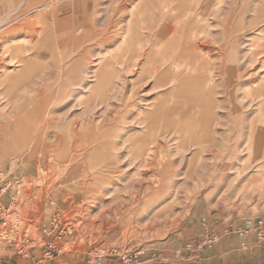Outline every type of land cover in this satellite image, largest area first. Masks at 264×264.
<instances>
[{
  "label": "rangeland",
  "instance_id": "obj_1",
  "mask_svg": "<svg viewBox=\"0 0 264 264\" xmlns=\"http://www.w3.org/2000/svg\"><path fill=\"white\" fill-rule=\"evenodd\" d=\"M2 48L0 264L48 242L59 264L159 258L205 216L264 218V0H0ZM156 192L173 201L140 215Z\"/></svg>",
  "mask_w": 264,
  "mask_h": 264
},
{
  "label": "crops",
  "instance_id": "obj_2",
  "mask_svg": "<svg viewBox=\"0 0 264 264\" xmlns=\"http://www.w3.org/2000/svg\"><path fill=\"white\" fill-rule=\"evenodd\" d=\"M246 222H228L205 216L198 221L193 234L178 239L171 248H165L159 258L152 256L131 264H264V242L256 236L241 238L237 230ZM13 261L11 264H59L44 259L43 253ZM69 260L67 263H70ZM100 264H123L104 261Z\"/></svg>",
  "mask_w": 264,
  "mask_h": 264
},
{
  "label": "bare ground",
  "instance_id": "obj_3",
  "mask_svg": "<svg viewBox=\"0 0 264 264\" xmlns=\"http://www.w3.org/2000/svg\"><path fill=\"white\" fill-rule=\"evenodd\" d=\"M163 28H166V27H163ZM166 31H168V30H166ZM171 33V32H170ZM27 34V33H26ZM29 34V33H28ZM206 40V39H205ZM33 44V43H32ZM211 44V43H210ZM4 45V44H3ZM34 45H32V47H33ZM191 49L193 48L194 50H198L199 51V54H200V52H204V50L203 49H205V48H207V58L208 57H211L212 56V54H211V52L213 51L212 50V47H210L209 46V43L208 42H203L202 41V39H201V41H194L192 44H191ZM208 48H211V49H208ZM10 49L11 50H13V52H12V59H14V58H17L19 61H21L22 60V57L20 56V52L22 51L21 50V48L20 47H17V46H12V47H10ZM214 49V48H213ZM216 49V48H215ZM1 50V49H0ZM6 51H8L7 49L5 50V49H3L2 48V50H1V55H0V66H6L5 65V63H4V61H5V59H4V54H6L5 52ZM26 51V50H25ZM214 52H215V50H214ZM213 53V52H212ZM10 54V53H9ZM210 54H211V56H210ZM205 55V56H206ZM209 55V56H208ZM203 56H204V54H203ZM10 58V57H9ZM210 59V58H209ZM107 60V59H106ZM10 62H12V61H10ZM15 62V61H14ZM99 62H100V60L96 63L97 65H99ZM102 62V61H101ZM106 64V63H105ZM172 64V63H171ZM11 65V64H10ZM190 65V64H189ZM217 65V64H216ZM9 66V65H8ZM25 66V65H24ZM100 66V65H99ZM219 66V65H218ZM104 67V66H103ZM1 68V67H0ZM23 68V67H22ZM218 68V67H217ZM3 69V68H2ZM6 69V68H5ZM9 69V68H8ZM98 69H100V68H98ZM188 69H190L191 71L193 70V71H195L194 70V68L192 67V65L191 66H188ZM102 70V69H101ZM100 70V71H101ZM155 70H156V68H155ZM163 70V69H162ZM2 71V70H1ZM14 71V70H13ZM8 72V71H7ZM157 73L159 72V70L158 71H156ZM187 72V71H186ZM2 73V72H1ZM99 70L96 72V74H94V75H96V77L95 78H97L98 79V81H100L101 79L99 78ZM195 73V72H194ZM101 74V73H100ZM4 75V74H3ZM6 78L8 79V80H10L11 82H14V80H16V78H17V76H15V75H12V76H9V75H7L6 74ZM155 78V77H154ZM97 79H95V80H97ZM186 79H190V77L189 76H187V78ZM97 82V81H96ZM97 84V83H96ZM172 84V83H171ZM211 84V83H210ZM173 85V84H172ZM175 85V84H174ZM10 86V85H9ZM174 87V86H173ZM82 91V90H81ZM195 96V95H194ZM199 96V95H198ZM201 96V95H200ZM204 96V95H203ZM191 100V99H190ZM191 103V102H190ZM6 105V104H5ZM148 106V105H147ZM150 108H151V106H149ZM150 108H149V110H150ZM182 108V107H181ZM196 108V107H195ZM181 110V109H180ZM196 110H197V108H196ZM182 111V110H181ZM198 112V111H197ZM164 113H165V111H164ZM174 113V112H173ZM181 113V112H180ZM180 113H178V114H180ZM190 113V112H189ZM74 114V113H73ZM193 114V113H192ZM197 115V114H196ZM176 116H178V115H176ZM69 117V116H68ZM164 119V118H163ZM178 119H181V118H177V120ZM176 120V121H177ZM198 124L196 125V130H197V136H198V138H199V140L198 141H205V142H210L213 138H214V136H215V129H214V127L213 126H211V124H208V120H207V116L205 115V113H203L202 111H200V113H199V117H198ZM17 123V122H16ZM219 126V125H218ZM14 128V127H13ZM36 130V129H35ZM38 130V129H37ZM25 131H27V129L25 130ZM32 134V133H31ZM32 136V135H31ZM27 137H28V135H27ZM31 138V137H30ZM76 138H78V137H76ZM216 138V137H215ZM117 140V139H116ZM121 140V139H120ZM195 144H197V143H195ZM194 144V145H195ZM122 146H124V147H126V144L124 145V144H121ZM192 146H193V144H192ZM206 146V145H205ZM118 147V146H117ZM128 147L129 146H127L126 147V150L128 149ZM207 147V146H206ZM196 148H198V146H196ZM200 148V147H199ZM196 149V151L194 152V154L195 155H199L200 153H201V149ZM203 149V148H202ZM249 150H251V149H249ZM128 151V150H127ZM139 153V152H138ZM263 154H264V151H263ZM264 157V156H263ZM262 159V158H261ZM261 159H258L259 161L261 160ZM263 160V159H262ZM260 163L262 164V162L260 161ZM145 164V163H144ZM260 164V165H261ZM141 165V164H140ZM130 166V165H129ZM140 167V166H139ZM139 167H137V168H135V172L137 171H139L140 169H139ZM143 167V166H142ZM142 169V168H141ZM141 171H143V172H145L146 171V169H145V171L144 170H141ZM135 172H134V174H135ZM137 172H136V174H137ZM143 174V173H142ZM242 172H238V175L239 176H242ZM137 180H139V179H137ZM109 182V181H108ZM137 182V181H136ZM135 182V183H136ZM115 183V182H114ZM248 183H249V185H253V186H257V187H262L263 185H264V164H262L259 168H258V170H256V172L254 173V175H253V177H252V175L248 178ZM139 184H140V186L139 187H141V189H142V187L144 186V187H147V188H149L148 187V183H147V181H146V183L145 182H143L142 180H139ZM138 187V188H139ZM115 188H116V186H114L113 187V189H111V190H109L108 192H106L107 193V195L106 196H108V198H109V200H108V204L106 205V206H104L103 207V205H104V203L103 204H101V207H100V214L98 213V215H97V217L99 216V218H101V217H103L104 215H110L111 216V212L112 211H115L116 210V206L115 205H120V204H123L124 203V199H122V198H120L116 193H112L111 194V192H113V190H115ZM138 188H136V190L139 192L140 191V188L138 189ZM105 193V194H106ZM170 194V193H169ZM168 194V195H169ZM174 194H175V192H174ZM101 196V195H100ZM104 196V195H103ZM127 196V195H126ZM170 197H172V196H170ZM170 197H165V195H164V193H162L161 194V192H156L155 194H152V196H150L149 198H147L146 199V201H144V206H143V211H141L140 213V215H146L148 212H149V210L151 209V207L153 206V209L155 210V209H158L159 207H162L163 206V204L165 203V204H169V201L170 202H172L171 201V198ZM175 197V196H174ZM100 198V197H99ZM107 198V199H108ZM126 199V198H125ZM174 199V198H173ZM106 200V199H105ZM95 202V201H94ZM106 202V201H105ZM167 202V203H166ZM102 203V202H101ZM150 204V205H149ZM137 206V205H136ZM89 208V207H88ZM140 210H141V207H140ZM150 216V215H149Z\"/></svg>",
  "mask_w": 264,
  "mask_h": 264
},
{
  "label": "built area",
  "instance_id": "obj_4",
  "mask_svg": "<svg viewBox=\"0 0 264 264\" xmlns=\"http://www.w3.org/2000/svg\"><path fill=\"white\" fill-rule=\"evenodd\" d=\"M237 235L241 238L256 236L258 242H264V218H261L256 221H247L243 228L237 230ZM44 248H45V251L43 253L44 259H51L53 255L57 253L53 243L48 242L44 246ZM99 252L102 254H106L105 256L108 258H113V259L117 258L123 264H131V258L135 259V262H137V259H139L140 256L142 255L141 251H130L129 253H125L124 255L116 256L115 251L113 249L107 250L106 248H101ZM105 256H100V258H103ZM30 264H35V263H30Z\"/></svg>",
  "mask_w": 264,
  "mask_h": 264
}]
</instances>
